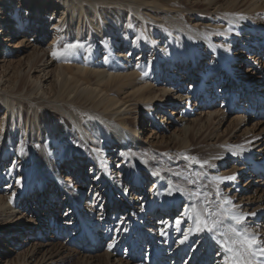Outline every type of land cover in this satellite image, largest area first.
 <instances>
[{
    "label": "rangeland",
    "instance_id": "obj_1",
    "mask_svg": "<svg viewBox=\"0 0 264 264\" xmlns=\"http://www.w3.org/2000/svg\"><path fill=\"white\" fill-rule=\"evenodd\" d=\"M2 1L0 0V2ZM81 1L93 9L104 3L119 7L127 11V14L132 16V20L126 21L121 29L114 34L119 40L118 43L113 42V37L109 36V34L101 42L99 41V36V38L94 37V40H98L99 43L97 42L95 45L84 44L82 48L77 50L75 55L67 60L65 58L64 60L63 58L57 59L51 55L54 49H62L65 44L74 40L69 39L67 37L68 33L62 29V20L67 17V13L63 14L62 11L67 0H51L48 4L44 0H10V3H5L8 9L14 6L15 8H13L18 12L15 17L8 18L7 27L21 23L22 30L25 31L19 39L20 32L16 34L15 40H4V42L0 43V48L3 45L11 47L9 57L5 60H9L11 55H13L14 58L12 59L14 61L20 58L23 59L25 55L32 51L30 47H34L37 43L39 44L38 48L42 49V53L46 54V58L40 63L41 65L39 64L41 67L33 69L34 71L32 70L30 73H25L29 75V78L22 92L17 94L9 93L7 86L17 84L18 80L12 79L11 77L14 76H9V71L7 72L0 68V128L3 124V113L8 112V109L12 106L22 107L16 104L15 101L20 99L27 102L29 106L31 105L26 114L27 120H29L33 112L42 110L45 106L52 108L55 106L54 109L60 111L68 119V127L71 129L69 136H77L78 139L82 140V143L72 149L69 146L68 138H63L64 135L60 133L62 132L60 130L53 131L48 139L43 136V133H38V137L37 134H23L19 132V129L20 126L23 128L24 124L15 121V124L12 125V119H6L4 132L0 133V160L2 159L0 161V176H2L0 197L7 198L9 202L10 198L8 197L12 195L11 203H14V206L17 207L15 215L7 216L6 218L2 215L3 213L0 215V221L5 222V225L0 229V256L2 260L0 264H21V262L22 264H84L87 261L100 264L101 259L105 260L107 257L109 264H169V262L172 264L174 262L175 264H184L185 261L188 264H219L223 260V254L218 255V250L215 247L212 251L209 250L211 249L209 244L210 248L207 249V253L210 257L208 260H202L204 252H206V245L202 242L195 246L197 240L195 238L194 242H191V237L188 239L190 240L188 253L182 259L180 254H177L175 258L176 252H174V248L180 243V239L177 236L181 235V233L171 239V243H169L168 250L172 249L173 251L171 255L169 253L167 254L168 256L166 254L157 256L158 249H161L167 242L166 237L161 235L159 231L163 228L166 229L167 226L171 227L173 225V228L177 226L176 220L183 212L186 198L180 202L177 208H174L173 215L171 216L170 214L169 225H165L162 229L155 227L151 220L147 218V216L151 217V215H147V212L141 213V210H137V206L148 204L150 200L154 201L157 197H160L161 194L154 191L157 175L150 174L147 167H140L138 175L142 176L145 187L131 190L133 188L135 167L130 164L129 160H131L130 157H132L133 153L126 154L122 152L126 155H121V150L111 138L112 132H110L111 136L107 140L102 142L99 140L96 143L90 140V134L87 129H80L87 119H98L103 123L107 132L110 130V122L115 120L118 114L110 117V114L101 108L95 110L91 106L81 107L76 104L56 102L55 92L63 74V66L72 64V66L77 67L75 61L83 63L90 70L99 57L102 60V68L109 71V73L112 72V74L119 75L136 73L140 77L143 76L149 79L150 83L153 82L154 75H145L146 69H143L150 64L154 67L156 61L158 65L163 63L164 67L168 66V68L164 74L161 73L162 76L160 75V78H156V83L153 82L155 83L153 84L155 97L138 102L132 100L128 103L131 104L132 108L122 110V113L126 114L127 119L135 124L136 128L134 127V130L129 131L133 135L141 137L139 144L155 154L159 160L162 159L169 162V158L176 159L177 157V162L171 168L180 167L184 175L195 173L203 168L194 163L189 165V162L184 158L186 153L182 152L181 144L189 133L184 134L183 128L186 123L181 124V115H177V113L181 109H189V115H192L189 116L191 122V119L194 118L193 114H196V112L200 113L202 111L201 115H204L207 111H211L213 117L215 115L218 116L214 124L209 127L204 125L202 130H199V126L194 129L196 136H199L201 131L207 129L203 136L199 138L198 143L204 139L205 141L202 142V145L236 146L238 144H235V142L232 144V140L238 141V139H243L244 135H247L253 137V140L259 141L251 147L254 149V160L252 161L264 165V133L261 136L254 137L258 132L264 131L263 109L249 104L247 98L243 99L245 107H241L239 99L233 105L230 104L225 107L228 105L227 101H229L233 91L237 92L242 89L243 83L240 86L236 85L242 81L241 78L243 77L249 78L248 81L253 77L257 81L259 79L264 89V59L261 57L262 52L260 50V48L264 49V11L258 10L259 4H255L256 1L262 2L264 0H183L180 4L173 6L170 11H167V9L160 10L159 19L161 22L150 18L152 16L145 10L146 6L136 7L129 2L130 0ZM88 1L91 3L88 4ZM37 6L40 8V12L37 10ZM141 11L143 13H140ZM237 16H243L244 18L236 21L234 18ZM4 18L5 16L1 12L0 19L3 20ZM179 20L183 26H193L198 32L208 31L215 46L222 50L230 51L233 55H238L235 61H232V65L234 63L237 66L239 64L242 65L240 69L235 68L236 73L240 76L237 83H235L236 80L232 76L228 81L226 78L223 79L226 70L219 56L214 52V46L208 45L204 40H197L196 36H193L196 37L194 39L188 35L182 29V25L177 24ZM229 28H231L230 32L228 31ZM84 32L85 30H83L82 34ZM2 36H4V32ZM142 36L147 37V39L140 38ZM187 36L194 39L190 46L185 43ZM9 37L10 34L7 32L4 39ZM159 39H162L160 44L163 47L175 49L179 58L165 57L160 52L164 57L158 54L153 61L151 54L156 48L154 47L155 43ZM25 43L29 47L25 46ZM115 43L118 45H115ZM132 45L134 48H132ZM258 46L259 51H256L255 49ZM121 54L126 55V57L124 63L119 66L117 63ZM182 58L186 60L184 66L179 69L175 66L176 70L171 71L174 67L169 66L173 61L175 60L174 63L178 64L179 62V65H181ZM192 59L199 63V66L196 67L199 68L204 65L205 71L203 73H201L202 71H198L196 74L194 71L190 74L188 73L189 67L186 69L185 66ZM5 60L0 61L2 66L5 63L2 62ZM24 68L25 66L22 69ZM201 70L203 69L201 68ZM172 73L174 74L172 75ZM229 73L230 71H228ZM203 74L205 75L203 76ZM210 78L218 80V83L209 88L211 89L209 90L210 95L214 98L211 101L208 100L205 105V101L201 103V99L197 97V88L206 87L207 83H211V81H207ZM175 80L179 81L174 84ZM172 86L177 87L174 90H170L169 88ZM225 101L226 103L223 105ZM199 103H201L200 110H198ZM179 106L180 108L177 111L176 108ZM77 115L81 120L79 124L81 131L79 133L74 132L75 127L79 126L73 119ZM118 126H121V124ZM145 127L147 130L142 134ZM119 129L123 130L120 127ZM149 129L152 131H149ZM148 132L149 134H147ZM174 135L176 139L171 144L168 138ZM145 136L146 138H144ZM219 136H223L220 141L218 140ZM33 145L38 150L32 153ZM160 147H163L164 150H159ZM21 148L24 149L23 154H21ZM165 150H169L171 153H164ZM37 152H41L42 156H45L43 153L46 152L45 154L52 160V169L58 171L65 183L70 182L69 188L73 194H81L82 203L87 204L88 196L93 197V195H96L101 197V200L95 202L94 199H89L92 203L94 202L93 208H89L90 211H93L85 213L90 215L92 221H95L93 225H95L94 232L97 242L92 245L96 247L95 250L93 248L82 249L84 241L76 239V242L74 240L79 233L83 237L86 234V229L83 228L81 232L76 233V231H79L77 229L81 227L79 226L81 221L78 220L75 214L68 215L69 208L72 207L71 204V206H63V200H57L64 198V196L60 195L62 191H58L60 189V187H57L59 183L55 184V181L53 183L55 187L52 190L48 189V198L57 204L56 208L52 206L57 214H51V210L43 209V205L40 204L41 201H39L38 197L43 193L39 192V179L36 176H38L37 173H41V167L36 164L37 162L35 163V158L33 157ZM193 154L195 155L196 153H189V156ZM170 155L173 156L170 157ZM212 155L214 156L212 157ZM217 155L219 154L215 153L211 154V157H207L208 159L204 157L199 159L203 161L213 158L214 160ZM35 156L38 157L37 155ZM261 156L263 158L259 161ZM33 158L34 161L32 160ZM143 158L146 161L148 160L146 156H143ZM109 160H111L110 163ZM230 161L231 159L228 158L227 162L219 167L220 173L226 171V174H223L224 176L229 175L228 173L233 165L240 166L244 164V162L237 164L238 161L235 163ZM248 161H246L247 166L241 170L239 178H236L237 180L234 182L230 181V185L222 187L221 192L223 195L229 196L233 203L239 206V211L255 213L254 216L248 217L246 226L260 233L261 238L264 239V209L260 210L257 208L264 205V184H261L262 180L264 182L263 170L259 169L255 172L247 170V167L250 166V161ZM213 170V167L207 169L206 178L200 181L201 184L207 185L208 191H213L211 177L221 176L218 171ZM244 170H247V172L242 173ZM5 185L10 187L3 190ZM82 185L90 188L86 189L84 187V190H80L79 187H82ZM98 185L100 188L97 189ZM170 185L172 186L168 180L164 185L162 184L165 187L164 190L168 193V200H175V197L180 196V194L178 192L169 194ZM127 186L130 191H124ZM135 191L136 194H134ZM113 201H115L114 206ZM161 204L166 206V199ZM61 205L62 207H60ZM254 208L257 209L254 210ZM4 209L5 207L0 208V212L4 211ZM84 210H86L85 207ZM152 210H150L151 214H155L156 210ZM159 212L158 210L157 213ZM156 220L163 222L162 217H157ZM30 223H33L30 228L32 230L31 235L35 238L30 237L29 240L31 242L24 243L23 241L26 240L24 233L26 231L20 233L18 228ZM188 223L186 219L182 221L180 232L188 228ZM16 227L17 232L10 233L11 229ZM24 228L27 229V227ZM165 229L162 231H165ZM176 229L177 227L174 228V231ZM37 232H40V234H36ZM110 244L112 245L111 250L109 249ZM7 247L14 249L16 252H8L9 249ZM98 247L99 251L96 252ZM33 254H36L35 258H31ZM195 258H197L196 261L194 260ZM173 259H175L174 262Z\"/></svg>",
    "mask_w": 264,
    "mask_h": 264
},
{
    "label": "bare ground",
    "instance_id": "obj_2",
    "mask_svg": "<svg viewBox=\"0 0 264 264\" xmlns=\"http://www.w3.org/2000/svg\"><path fill=\"white\" fill-rule=\"evenodd\" d=\"M44 1H46L48 4L51 0H44ZM181 1H183V0H130L129 2H131V4H134L136 7L146 6L145 10L148 11L149 14L152 16L150 18H152V20H158L161 22V20L159 19L160 18V10L167 9V11H170L171 9H173V6H175L176 4H180ZM2 2H4V3H2ZM2 2H0V13L3 12L5 18L3 20L0 19V43L4 42V40H15L16 34H18L20 32V35L18 37V39H19L20 37H22L23 33L25 32L22 30V26L20 25L21 23L15 24L14 26L7 27L8 24L6 22H7L8 18L15 17L18 12H16V10L14 9L15 8L14 6H13L14 8L11 7L9 9L6 7L5 3H10V0H3ZM260 2L261 1H256L255 4L256 5L259 4L258 10L264 11V1H262L261 3ZM83 3L84 2L81 0H67L65 7L63 8V11H62L63 14L67 13V17L62 20L63 21L62 22V29H64V31H66L68 33V36L67 35L66 36L69 37V39L70 38L74 39L70 43H74V42L79 41L82 45H84V44H87V45L94 44L95 45V43H97L98 40H94L95 39L94 37L99 36L100 37L99 41L101 42V40H105L104 37L107 38L108 34H109V36L113 37L112 38L113 42L118 43L119 40H117V38L114 34L116 32H118V30L121 29L122 25L126 21L132 20V16L127 14V11H125L119 7H116V6H110L107 3L101 4L96 9H93L89 5L83 4ZM89 3H91V2L88 1V4ZM37 10L39 12L41 11L39 6H37ZM140 13H143V11H141ZM240 18L241 17L237 16L236 18H234V20L238 21ZM17 19H18V17H17ZM177 24L182 25V23H180V20H179V22H177ZM182 27L181 28L188 35H190L192 37L193 36L197 37V38L193 37L194 39L196 38L199 41L204 40L207 42L208 45L214 46V52L216 53V55L219 56L220 60L222 61V65L226 70L225 71L226 73L223 75V79L226 78V80L228 81L229 79H231V76H232V77H234L233 79L236 80L235 83H237L240 76H238V74L236 73L235 68L237 67V69H240V67L242 65L239 64L237 66V65H235V63L232 65V61H235V59L238 57V55L237 54L233 55L232 52L226 51L224 49L222 50L219 47L215 46V43L213 42V40L211 38L212 36H211V34L208 33V31L204 30V31L198 32L195 30V28L193 26L192 27H186V26L182 25ZM263 28H264V26H263ZM83 30H85L84 34H82ZM3 32H4V36H6V33L9 32L10 37L7 39H4V36H2ZM156 32L158 33V31H156ZM151 37H152V33H151ZM194 39L187 36L185 38L186 45L190 46ZM161 40L159 39V41L157 43H155L154 47H156V48L154 49V51L151 54V57L153 58L152 60L154 61V57L158 54L161 57L170 56L171 58H174V57L179 58V56L175 52V49H169V48L167 49V48L163 47L162 44H160ZM31 42H32V40H31ZM117 43H115V45ZM38 45L39 44L37 43L36 45H34V47H30V48H32V51L29 54L25 55L23 59L20 58L19 60H15V61H14V59H12V58H14L13 55L10 56L9 60H5L7 57H9L11 47H9L8 45L7 46L3 45L0 48V59L3 58L5 60L2 62V63L5 62L3 64V66L0 64L1 65L0 68H3L4 71H7V72L9 71L8 75L9 76L12 75V76H14V77H11L12 79L18 80L17 84H15L13 86H7L9 93L17 94V93L22 92V90L24 89L26 82L29 78V75H26L25 73L26 72L30 73L33 69L35 70V69L41 67L40 63L45 60L46 54L42 53V51H41L42 49L38 48ZM25 46H28V44L25 43ZM132 48H134L133 45H132ZM258 49H259V46L255 50L259 51ZM260 50L262 52L261 57H263V59H264V49L260 48ZM160 52L164 56H162V54H160ZM125 57H126V55L121 54L120 58L118 57L117 65H119V66L122 65L125 61ZM2 60H0V61H2ZM63 60H64V58H63ZM174 61L169 66V67H174L171 69V71L176 70L175 66H177V69L181 68L182 66H184V63L186 62V60H184V58H182V60H181L182 61V63H180L181 65H179V62H178V64L176 62L174 63ZM75 62L77 63V67L72 66V64H67V65L63 66V74L61 75L59 85H58L57 90L55 92V101L56 102H65V103H70V104H76V105L81 106V107L91 106L95 110H98L99 108H101L104 111L108 112L110 114V117H113L114 115L118 114L117 118L110 122V124H109L110 130L107 132L105 131V127L103 126V123L100 122V120H98V119H96V120H94V119L88 120L87 119L86 122L84 124H82L81 128H80L79 124L81 123V120H80V117L77 115L73 119L77 122V124L79 126L78 127L76 126L75 129L73 128L74 132L79 133V131H81L82 129H87V131L90 134V140H93L96 143L99 140L101 142L107 140L108 137L111 136L110 132H112L113 134H112L111 138L113 139V142L115 143V145L118 146V148L121 150V153L122 152H125L126 154L131 153V152L133 153L132 157H130L131 160H129L131 162L130 164L131 165L133 164V166L135 167V173L133 176V184H132L133 188H131V190L132 189L138 190V189H142L143 187H145V185H143L142 176L138 175V171H140L139 169H141L140 167H142V166L147 167L148 171H150V174H153L154 171H159L160 174L155 178L156 179L155 180L156 185H155V189H154L155 192L157 191L158 193L161 194L160 195L161 199L159 201L160 203H158L159 208H157L156 211L154 209V207L156 206V204H155L156 200H157L156 199L154 201L150 200L148 204H143V205L141 204L140 207L137 206V208H138L137 210H141V213L147 212V215L148 214L151 215V217L147 216V218H149V220H151V223H153L155 227H157V228L160 227V229H162L165 225L170 224V214H171V216L173 215L174 208H177V206L180 204V202L184 198H186L185 204L189 203L188 197L185 194L178 192L180 194V196H176L175 200H168L167 199L166 200V206L164 204L162 206L161 203L165 202L164 198L166 199L167 194H168L164 190V186H162V184L164 185L165 182L168 180L172 184L173 187H177V186L185 187L189 190H195L197 185H189L187 183V181L184 179V176H185L184 174L181 176L177 175V173H182L180 167L171 168V166L177 162V160H176L177 157H176V159L174 158L176 161L173 158H169V162L164 161L162 159L159 160L155 154L149 152L147 148H144L143 146H141V144H139V140L141 139V137H139V136L137 137L129 131V130H134V127L136 128L135 124L132 121H129L127 119L126 114L122 113L123 112L122 110L125 108H126V110L131 109L132 108L131 104H128V103H130L132 100L138 102V101L154 98L155 94H154L153 84H155L156 80L158 78H160L161 73L164 74V72L168 68V66L164 67L163 63H160V65H158L157 61L155 63L156 68H155V66L153 67L151 64L147 65L148 67L146 66L143 69V70L146 69V73H147L146 75H150V76L154 75L153 82H155V83H153V82L150 83L149 79H146L143 76L140 77L136 73H130V74L127 73L126 75L112 74V72L109 73V71L102 68V66H101L102 60H100L99 57H98V61L96 62V64L95 65L93 64L92 65L93 68L90 70H88L87 67L85 65H83V63H80L79 61H75ZM22 66L23 67L25 66V68L22 69L23 68ZM196 66H199V63L195 62V59H192L190 62H187L185 68L187 69V67H189V71H188L189 74L192 73V71H194L195 74L198 71H202L201 73H203V71H205V68L203 67L204 65H202L199 68ZM201 68L203 70H201ZM22 70L24 71L23 73H22ZM228 71H230L229 74H228ZM173 74L174 73H172V75ZM199 74H200V72H199ZM166 75L168 76V74H166ZM204 75L205 74H203V76ZM248 79L249 78H246V77L241 78L242 81L236 86H240L243 83L242 89L238 90L237 92L233 91L232 96L229 98V101L226 100L228 102V105L225 107H228L230 104L233 105L237 99H239L241 107H245L243 99L247 98V101L249 102V104L256 105L255 106L256 108L259 106V109L262 108L263 112H264V89L261 86L262 82H260L259 79H258V81L255 80L254 77L250 81H248ZM177 81H179V80H175L174 84H176ZM207 81H211V83H207L205 85L206 87L201 86L200 88H197V95H198L197 97L201 99V103L205 101V105H206V102L208 100L211 101L214 98V97H212V95H210L209 90H211V89H209V88L211 86L213 87L214 84L218 83L217 82L218 80H214L213 78H210ZM176 87L177 86H172L169 89L174 90ZM15 101H16V104L21 105L23 108L19 107V106L17 107V105H16V106H12L10 109H8V112L3 113V116H4L2 119L3 124H2V127L0 128L1 134L4 132L5 125H6V119L11 118L12 123H13L12 125L15 124L14 123L15 121H18L20 124H24V127L21 128V126H20V129H19V132H21L23 134H31L32 133V134H37V137H38V133H43L44 134L43 136L46 139H48L49 135H51V133L53 131L60 130V131H62L60 133H62L64 135L63 138L64 137L68 138L69 146L72 147V149L75 146H78V145H80V143H82V140L78 139L77 136H74V137L73 136L70 137L71 135L69 136L71 129L68 127L69 126L68 125V123H69L68 119L66 117H64L60 113V111H57L56 109H54L55 106H54V108H52L50 106H45L42 110H39V111L37 110L36 112H33L31 114L29 120H27L26 114L28 113V109L31 107V105L29 106V104L27 102L22 101L20 99H17ZM226 101L223 102V105L226 103ZM201 103H199L198 110L201 109V107H200ZM195 104H197V103H195ZM179 108H180V106L177 107L176 110L178 111ZM120 111H121V113H120ZM193 112H195V110H193ZM201 112L200 113L196 112V114H193L194 118L191 119V122L189 120V116H192V115H189L190 114L189 109H186V108H185V110L181 109V111H179L177 113V115H181V120H180L181 124L183 125V123H186L184 125V128H183L184 134L189 133V135L186 137V139L183 140V143L181 144L182 152L184 151V154L186 153V155H184V156H189V153L191 154L192 152H194V153H196L195 155L194 154L192 155L194 157L207 158V157H211V154L218 153L219 155H217V157H219V159L213 160V158H211L208 160L210 162V164L215 165L213 171L216 170V171H218V173H220L219 167L221 165H224L227 162L228 158H230L231 161H233V162L230 161L231 163H235L236 161H238L237 164L244 162V164L240 165V166H234L233 165V167L231 168L229 173L227 171V173L229 175L234 174L237 179L239 178L241 170H243L244 167L247 166L246 161L249 160L250 166L247 167L248 168L247 170H252L251 172H255L259 169H262L263 170L262 173L264 175V165L263 164L261 165L258 162L252 161V160H254L253 159L254 149H252L251 147L254 144H256L257 142H259V141L253 140L254 139L253 137H249L247 135L246 136L244 135L243 139H238V141L232 140V142H231L232 144H233V142H235V144H238L236 146H233V145H226V146H223V145H210V146L202 145V142L205 141L204 139L198 143L199 138H201L203 136V134L205 133V131L207 129H205L204 131H201L199 136H196L194 129H196V127L199 126V130H202L204 125H207V127H209L210 125L214 124V121L218 117L217 115H215L213 117L211 111H207L204 115H201L202 114ZM201 116H203V117H201ZM23 118H24V120H23ZM220 121H222V119H220ZM119 124H121V126H118ZM119 127L123 130H120ZM13 128H14V126H13ZM145 130H147L146 127H145L144 131L142 132V134L145 133ZM149 131H152V130L149 129ZM263 133H264V131H260L257 134H255L254 137L261 136ZM147 134H149V132ZM210 134H212V133L210 132ZM222 137L223 136H219L218 140L220 141L222 139ZM144 138H146V136ZM175 139H176L175 135L170 136L168 138V140L171 142V144H173ZM30 143H31V141H30ZM167 148H169V146H167ZM35 150H38V148L33 145L32 146V153ZM159 150L163 151L164 148L160 147ZM45 153H43L45 156H42L41 152H39V153L37 152V154H35L38 157H36L35 155L33 156L35 158V163L37 162L36 164L41 167L40 168L41 173H39V174L37 173L38 176H36L39 179V181H38L39 187H40L39 192L43 193L40 195V197H38L39 201H41L40 204L43 205V209L51 210V214H53V215L57 214L56 211H54L53 207H52V206H54V208H56L57 204L52 202V200L48 198V189L52 190L55 187V185L53 184L55 181H56L55 184L59 183V185H57V187H60V189H58V191H60V190L62 191L60 195L64 196V198L63 199H57V200H63V202H64L63 206L64 205L69 206L71 204L72 207L69 208L68 215L70 216V215L75 214L76 217L78 218V220L81 221V223L79 225L81 227H79L77 229L79 231H76V233L81 232L83 228L86 229V231H85L86 234L83 237H82L81 233H79L78 235H76V238H74V240L77 239L79 241L81 239L84 241V243L82 244V249H84V248H91L92 249L93 248L95 250L96 247L92 246V245H95L97 242V238H96L95 232H94V230H95L94 226L95 225H93V222H95V221H92V218L90 217V215H88V214L86 215L85 213L90 211L89 208L94 206L93 203L95 201L101 200V197L96 196V195L95 196L93 195V197L88 196V199L86 202L87 204H84V202L82 203L81 194L80 193H76V194L72 193V191L69 188L70 182H66L67 183L66 184L64 182V180L60 177L61 175L58 173V171H55L54 169H52L53 168L52 160H50L48 155H46ZM164 153H171V152L169 150H165ZM143 156H146L148 158L146 163L144 162L146 160L143 158ZM172 156L170 155V157H172ZM213 156L214 155H212V157ZM24 157H26V156L24 155ZM34 158L32 159L33 161H34ZM262 158H263V156H261L259 158V161ZM141 161H143V162H141ZM110 162H111V160H109V163ZM230 166H232V165H230ZM209 168H212V167L205 165L203 167V169H201L197 172H202L206 175V171ZM247 170H244L242 173L247 172ZM220 174L222 176L223 174H226V171H223ZM0 181H2V176H0ZM229 182L230 181H226L224 184H221L220 189H223L222 187H224L225 185L226 186L230 185ZM261 184H264L263 180H262ZM9 187L10 186L5 185V187H3V190L8 189ZM84 187L86 189L90 188V187H87L85 185H82V187H79V189L82 190ZM98 188H100L99 185H98L97 189ZM124 191H130V190H128V186L124 189ZM178 193H177V195H178ZM134 194H136V191ZM28 196H29V194H28ZM11 197H12V195L9 196L8 198H11ZM44 198H46V199H44ZM91 198L94 199L93 203H92V201L89 200ZM134 198H135V195H134ZM33 200H34V197H33ZM114 202L115 201H113V206H114ZM135 204H136V201H135ZM161 206L163 208L160 210L159 213H157V211L160 209ZM2 207H5V209H4V211L0 212V215L3 213L2 215H4L5 218L7 216L9 217V216L15 215L14 213H15V209L17 206H14V203L8 202L7 198L5 199L3 197H0V208H2ZM60 207H62V205ZM84 207L86 208V210H84ZM108 207H110V206H108ZM152 208L156 212L155 214H151L150 210H152ZM257 208L260 210L264 209V205H261ZM257 208H254V210H256ZM71 210H73V211H71ZM92 211L93 210H91L90 212H92ZM58 214L60 215V213H58ZM138 214H140V213H138ZM157 217L158 218L162 217L163 222H161V220L157 221L156 220ZM188 222L189 223L187 224V226L189 228L191 226V221H188ZM96 224L98 225V223H96ZM3 225H5V222L0 221V229ZM32 225H33V223L32 224L30 223V224H27L25 226H20L18 228V229H20V233H24V231H26V233H24L26 235V240L23 241L24 243L31 242L29 240L30 237L35 238L34 236L31 235L32 230L30 228L32 227ZM24 227H27V229ZM176 227H174V228H176ZM180 227H181V225H179V228ZM174 228L172 225L171 227L167 226L166 229L165 228L162 229V230L165 229V231H163L164 234H161V235L166 237L167 242H165L166 245H163L161 247L162 250L158 249L157 256L159 254H164V255L166 254L167 255L169 253L171 255V252H173V251H172V249L170 251L168 250L169 249V243H171L170 242L171 239H174L176 237V235H178L179 233H181V235H178L177 238L180 239V241L183 239L185 229L181 230V232H180V230L177 231V229L174 231ZM162 230H160L159 232L162 233ZM15 232H17V227L14 229H11V231H10V233H12V234ZM36 234H40V232H37ZM190 237H191V242H194V239L196 238L197 241L195 240L196 241L195 246H198L202 242H203V244L206 245V247H205L206 252H204V257H202V260H204V261H205V259L208 260V258L210 257V255L207 253L208 252L207 249L210 248L209 244L211 246V249H209V250L212 251V249H214V247H215L219 251L218 245L215 243V241L212 238H210L209 234H207V233H194V234L190 235L188 239H190ZM188 239L183 244H181V243H178V245L176 244L177 246H176V248H174L175 249L174 252H176L175 258L177 256V254H180V257L182 259L188 253V246L190 244V240H188ZM77 240H76V242H77ZM3 241H5V240H3ZM7 249H9L8 252H16L14 249H10L9 247H7ZM104 249H105V247H104ZM98 251H99V247H98L96 252H98ZM191 254H192V252H191ZM35 257H36V254H33L31 258H35ZM192 257H193V255H192ZM160 259H163V258L161 257ZM194 260L196 261L197 258H195ZM0 261L2 263L1 256H0ZM174 261H175V259H173V262ZM4 262H6V261H4ZM202 263H203V261H202ZM217 263H219V262H217ZM21 264H22V262H21ZM84 264H94V262L87 261ZM100 264H109L108 257L105 260L101 259ZM169 264H172V263L169 262ZM174 264H175V262H174ZM184 264H188V263L185 261ZM219 264H222V261Z\"/></svg>",
    "mask_w": 264,
    "mask_h": 264
},
{
    "label": "snow or ice",
    "instance_id": "obj_3",
    "mask_svg": "<svg viewBox=\"0 0 264 264\" xmlns=\"http://www.w3.org/2000/svg\"><path fill=\"white\" fill-rule=\"evenodd\" d=\"M243 18L241 16V19ZM228 31L230 32L231 28ZM140 38L147 39L145 36ZM82 47L83 45L79 41L68 43L62 49H54L51 55L57 59L65 58L67 60ZM20 151L23 154L24 149L21 148ZM121 155L126 154L121 153ZM184 158L189 162V165L194 163L200 165L201 168L205 165L215 167L208 160L202 161L194 156H185ZM159 174V171L153 172V175L158 176ZM177 175L181 176L183 173H177ZM205 178L206 175L202 172L189 173L184 176L189 185H198L195 190L170 185L169 194L180 192L189 199V203L183 207L181 216L176 220L177 231L180 230L179 225L182 221L185 219L191 221V226L184 231V237L180 243L183 244L194 233H207L218 245L217 254H223L222 264H264V239L261 238L260 233L246 226L248 217L254 216L255 213L239 211V206L234 204L229 196L223 195L220 189L221 184L226 181H235L236 176L234 174L212 176L213 191H208L207 185L200 183ZM9 202H11V198ZM161 234H164L163 231ZM111 248L110 244L109 249L111 250Z\"/></svg>",
    "mask_w": 264,
    "mask_h": 264
}]
</instances>
